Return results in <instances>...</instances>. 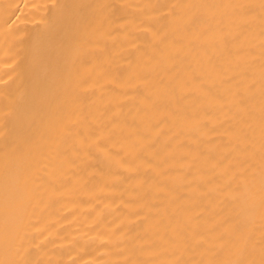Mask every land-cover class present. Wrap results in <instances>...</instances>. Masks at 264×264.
Returning <instances> with one entry per match:
<instances>
[{
  "label": "bare ground",
  "instance_id": "1",
  "mask_svg": "<svg viewBox=\"0 0 264 264\" xmlns=\"http://www.w3.org/2000/svg\"><path fill=\"white\" fill-rule=\"evenodd\" d=\"M0 264H264V0H0Z\"/></svg>",
  "mask_w": 264,
  "mask_h": 264
}]
</instances>
